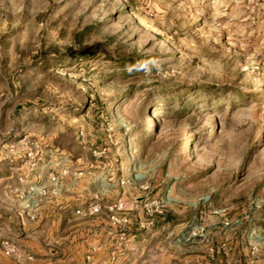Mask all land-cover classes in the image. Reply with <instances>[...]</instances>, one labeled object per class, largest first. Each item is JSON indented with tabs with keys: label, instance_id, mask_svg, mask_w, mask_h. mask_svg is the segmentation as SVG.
I'll list each match as a JSON object with an SVG mask.
<instances>
[{
	"label": "rangeland",
	"instance_id": "374dc122",
	"mask_svg": "<svg viewBox=\"0 0 264 264\" xmlns=\"http://www.w3.org/2000/svg\"><path fill=\"white\" fill-rule=\"evenodd\" d=\"M197 242L264 264V0H0V264Z\"/></svg>",
	"mask_w": 264,
	"mask_h": 264
},
{
	"label": "crops",
	"instance_id": "0c3cea01",
	"mask_svg": "<svg viewBox=\"0 0 264 264\" xmlns=\"http://www.w3.org/2000/svg\"><path fill=\"white\" fill-rule=\"evenodd\" d=\"M151 241H152V238H151ZM154 244H156L155 246L159 247V245H161L162 243L161 242H159V243L157 242V243H154ZM177 249H179V250H177ZM180 249H181L180 247H177L174 250H175V253H176L177 257H179V259H181V261H182L181 264H204V263L205 264H208L209 259H207V257L209 258L210 257L209 256L210 254L207 252V250H206V252H204V250H203L200 242L199 243L197 242L196 245L192 246L190 249H187V250H182V249L180 250ZM101 251H102L101 253H103L104 256L103 255L102 256H97L95 258L96 259L95 261L97 263L98 262H103V260L104 261H108L109 260V255L106 252V250H102L101 249ZM129 254L131 256L134 255V248H131ZM167 254L170 255V252L167 253ZM131 256L127 260V263L128 262H131V264H133L132 259H131ZM199 259H201L203 262H201ZM205 259H207V262H205L206 261ZM80 260H82V257L79 258L78 261H80ZM209 262H211V260ZM213 264H215V263H213Z\"/></svg>",
	"mask_w": 264,
	"mask_h": 264
},
{
	"label": "built area",
	"instance_id": "2783aa9c",
	"mask_svg": "<svg viewBox=\"0 0 264 264\" xmlns=\"http://www.w3.org/2000/svg\"><path fill=\"white\" fill-rule=\"evenodd\" d=\"M209 199V196H205L203 198L204 201H207ZM97 210V209H96ZM4 250L7 255H12L17 253V246L14 243H11L10 241L3 242Z\"/></svg>",
	"mask_w": 264,
	"mask_h": 264
}]
</instances>
